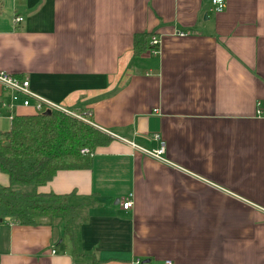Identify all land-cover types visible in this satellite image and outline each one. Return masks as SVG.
<instances>
[{"label": "crops", "instance_id": "1", "mask_svg": "<svg viewBox=\"0 0 264 264\" xmlns=\"http://www.w3.org/2000/svg\"><path fill=\"white\" fill-rule=\"evenodd\" d=\"M210 8L0 0V71L112 138L89 169L58 171L37 187L70 205L92 203L76 248L61 218L0 220V264H264V0ZM138 33L159 38L157 54L134 55ZM9 100L0 84L9 123L11 113H33L11 112ZM161 145L165 161L138 149ZM0 184L8 185L1 172Z\"/></svg>", "mask_w": 264, "mask_h": 264}, {"label": "trees", "instance_id": "2", "mask_svg": "<svg viewBox=\"0 0 264 264\" xmlns=\"http://www.w3.org/2000/svg\"><path fill=\"white\" fill-rule=\"evenodd\" d=\"M149 38L135 34V56L149 48ZM50 111L14 114L8 130L0 131V172L8 177L7 186L0 184V220L35 226L44 218H61L63 233L76 248L74 230L86 221L85 210L92 203L70 205L68 195L39 193L37 187L58 171L89 169L95 149L112 138L86 121Z\"/></svg>", "mask_w": 264, "mask_h": 264}, {"label": "built area", "instance_id": "3", "mask_svg": "<svg viewBox=\"0 0 264 264\" xmlns=\"http://www.w3.org/2000/svg\"><path fill=\"white\" fill-rule=\"evenodd\" d=\"M211 8L210 11L214 13H220L225 8V0H210ZM22 18H16L15 21H21ZM178 36H186L188 33L186 31H179L176 33ZM160 47V40L157 36L152 35L149 38V49L150 52L153 54H157ZM0 84L3 87L5 91L9 93V102L6 105V107L11 110V112L14 111L15 107L22 106L26 108H31L33 112H44L45 110H56L71 116H74L80 120L88 121L87 117L79 116L77 114L72 113L71 111L59 106L58 104H55L49 100H46L34 92L30 90L29 87V81L27 78H18L15 76H12L8 73L0 71ZM14 116L13 113L9 116L10 120ZM157 138V136H155ZM136 147V146H135ZM140 151H142L144 154H146L149 157L155 158L160 161H165L161 155L163 153V146L158 150L155 151H148L145 149L138 148ZM82 152H86V150H82ZM121 206L123 209H129L132 206V200L130 196L122 200ZM132 264H146L145 262H142L140 259H135ZM164 264H173L170 260H165Z\"/></svg>", "mask_w": 264, "mask_h": 264}, {"label": "rangeland", "instance_id": "4", "mask_svg": "<svg viewBox=\"0 0 264 264\" xmlns=\"http://www.w3.org/2000/svg\"><path fill=\"white\" fill-rule=\"evenodd\" d=\"M9 126V119L0 118V129H7Z\"/></svg>", "mask_w": 264, "mask_h": 264}, {"label": "water", "instance_id": "5", "mask_svg": "<svg viewBox=\"0 0 264 264\" xmlns=\"http://www.w3.org/2000/svg\"><path fill=\"white\" fill-rule=\"evenodd\" d=\"M51 111L50 110H45L44 112H42V114H44V115H47V114H49Z\"/></svg>", "mask_w": 264, "mask_h": 264}]
</instances>
